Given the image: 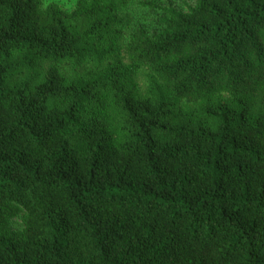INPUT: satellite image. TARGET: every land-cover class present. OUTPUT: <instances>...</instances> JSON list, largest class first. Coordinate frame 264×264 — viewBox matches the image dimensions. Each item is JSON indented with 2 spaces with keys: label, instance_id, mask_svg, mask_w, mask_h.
Returning <instances> with one entry per match:
<instances>
[{
  "label": "trees",
  "instance_id": "1",
  "mask_svg": "<svg viewBox=\"0 0 264 264\" xmlns=\"http://www.w3.org/2000/svg\"><path fill=\"white\" fill-rule=\"evenodd\" d=\"M0 0V264H264V0Z\"/></svg>",
  "mask_w": 264,
  "mask_h": 264
},
{
  "label": "rangeland",
  "instance_id": "2",
  "mask_svg": "<svg viewBox=\"0 0 264 264\" xmlns=\"http://www.w3.org/2000/svg\"><path fill=\"white\" fill-rule=\"evenodd\" d=\"M54 1L60 3L61 5H64L66 7H69V8L72 7V4L71 3L73 2V0H54Z\"/></svg>",
  "mask_w": 264,
  "mask_h": 264
}]
</instances>
